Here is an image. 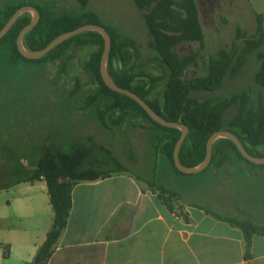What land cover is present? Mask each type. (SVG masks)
I'll return each instance as SVG.
<instances>
[{
	"label": "trees",
	"instance_id": "trees-1",
	"mask_svg": "<svg viewBox=\"0 0 264 264\" xmlns=\"http://www.w3.org/2000/svg\"><path fill=\"white\" fill-rule=\"evenodd\" d=\"M78 1L84 7L89 3V0ZM133 2L136 8L143 12L151 38L149 45L154 55L146 58V61L135 39L124 35L115 27L105 26L95 12L58 14L47 5H33L39 11L41 18L39 23L25 35L24 45L30 50H42L64 33L84 25H100L106 28L112 38V49L107 63V69L112 79L120 87L130 90L144 99L164 119L181 122L188 126L189 132L179 154L180 161L185 167H196L205 160L210 137L221 130H228L236 134L251 155L264 157V106L254 111L247 107V101L245 97H242V107L237 115L225 122L226 112L237 101L236 97L217 103L212 100L199 101L193 97L195 91L218 89L228 71L232 69L233 61L232 53L222 49L217 57H212L209 60L205 74L195 78L185 77L190 67L198 66L201 54L196 52L190 55H181L177 51V47L185 43H199L201 48L205 46V32L198 1L133 0ZM25 5L32 4L27 2L8 3L0 6V31L16 11ZM31 21L30 13L23 14L0 40V47L7 45L10 48L12 63L18 65L20 62L41 64L58 61L63 60L72 48H93L84 68L93 77L96 89L86 99L84 108H94L98 120L108 130L124 127L128 119L132 117L146 118L151 123L149 129L153 133V156L163 158L166 165L177 176L193 175L182 173L175 165L174 152L182 135L181 130L165 127L155 122L137 101L110 89L103 81L101 61L105 50V39L99 32L86 31L78 34L58 45L43 58L30 60L21 55L17 40L21 31ZM257 21V30L254 35L248 37L246 34L240 33V38L246 41L249 51H254L264 44V15L257 14ZM258 56L262 60V67L256 75V81L264 87V51H260ZM152 63L156 65V71L149 68ZM79 89L80 85L74 92H78ZM19 158L14 159V162L18 164V167L13 170V174L18 176L13 182L14 184L44 179L48 185L55 213L54 224L32 262V264H48L67 225L72 208L73 182L96 181L108 178L112 173L126 172L127 170L107 171L97 168L96 164L105 161L97 158L93 149L85 144L78 145L70 151L43 147L36 160V168L30 172L24 170V165L18 162ZM239 161H245L255 166H264L247 160L232 140L219 139L213 145L212 162L206 170L213 168L220 172L226 165H232ZM137 179L141 180L139 177ZM148 185L154 193L159 189V199L171 212H176L171 201L173 198L180 197L178 192L164 186L156 187L151 182H148ZM8 186H0V190ZM189 206L201 209L218 220L240 227L246 241V258L250 257L252 238L255 235L264 236V224H259L251 219L222 216L197 203H191ZM179 214L189 221L188 214L183 210ZM4 255L7 257L9 254L5 251Z\"/></svg>",
	"mask_w": 264,
	"mask_h": 264
},
{
	"label": "rangeland",
	"instance_id": "rangeland-1",
	"mask_svg": "<svg viewBox=\"0 0 264 264\" xmlns=\"http://www.w3.org/2000/svg\"><path fill=\"white\" fill-rule=\"evenodd\" d=\"M157 1V0H156ZM205 32V46L185 43L177 47L181 55L200 52L198 66L190 67L186 78L206 73L212 57L220 50L232 53V69L222 85L213 91L199 90L193 97L214 103L237 98L228 109L225 122L233 119L242 107L254 111L264 106V87L256 81L262 67L258 53L264 44L249 51L240 33L248 37L257 30V14L264 15V0H197ZM30 3L31 6H50L54 12H95L105 26L115 27L136 40L146 58L154 55L144 14L133 0H89L86 7L78 0H0L8 3ZM34 7V6H33ZM33 17L34 13L30 12ZM93 48H72L63 60L41 64L10 61V48L0 47V186L12 184L18 164L30 172L43 147L64 151L85 144L104 163L96 167L107 171L126 172L156 187L164 186L179 193L171 203L177 211L186 204L197 203L222 216L251 219L264 224V166L245 161L228 164L223 171L209 168L188 176H177L163 158L153 156L151 123L143 117H132L126 125L114 130L105 129L94 108H84L86 99L94 92L93 77L86 72L85 62ZM149 68L156 71L152 63ZM80 85L78 92H74ZM103 147V148H102ZM25 176V175H23ZM159 192V189H158Z\"/></svg>",
	"mask_w": 264,
	"mask_h": 264
},
{
	"label": "crops",
	"instance_id": "crops-1",
	"mask_svg": "<svg viewBox=\"0 0 264 264\" xmlns=\"http://www.w3.org/2000/svg\"><path fill=\"white\" fill-rule=\"evenodd\" d=\"M158 193L129 173L73 182L67 225L48 264H264V236L252 238L246 258L240 227L189 204L186 221ZM54 219L44 179L1 189L0 264H32Z\"/></svg>",
	"mask_w": 264,
	"mask_h": 264
},
{
	"label": "water",
	"instance_id": "water-1",
	"mask_svg": "<svg viewBox=\"0 0 264 264\" xmlns=\"http://www.w3.org/2000/svg\"><path fill=\"white\" fill-rule=\"evenodd\" d=\"M33 12L34 15L32 17V21L30 24H28L24 29L21 31L18 40H17V46L18 49L21 53V55L30 60H38L43 58L45 55H47L50 51H52L54 48H56L58 45L64 43L65 41L71 39L72 37L81 34L86 31H97L99 32L105 39V50L103 53L102 61H101V74L103 81L105 84L112 90L127 95L128 97H131L135 101H137L149 114V116L157 123L165 126V127H170V128H178L181 130L182 135L176 145L175 152H174V159H175V165L179 171H181L184 174H197L200 172H203L206 170L212 162V153H213V145L214 143L219 140V139H230L234 142V144L237 146L239 151L242 153V155L249 160L252 163H255L257 165H264V157H255L251 155L244 145L242 144L241 140L239 137L234 134L231 131L228 130H221L215 132L209 139L208 144H207V156L205 160L199 164L196 167L188 168L185 167L181 161H180V150L181 147L187 137V134L189 132V128L187 125L181 123V122H171L166 119H164L162 116H160L158 113H156L152 107L140 96H138L136 93L124 89L120 87L110 76L108 69H107V63H108V58L110 51L112 49V38L109 32L106 30V28L100 26V25H84L81 26L75 30L69 31L67 33H64L57 38H55L51 43H49L44 49L42 50H30L25 47L24 45V37L25 35L32 30L40 21L41 15L39 11L31 6V5H25L20 7L16 13L11 17V19L8 21V23L4 26V28L0 31V40L8 33V31L13 27L17 19L22 16L23 14Z\"/></svg>",
	"mask_w": 264,
	"mask_h": 264
}]
</instances>
